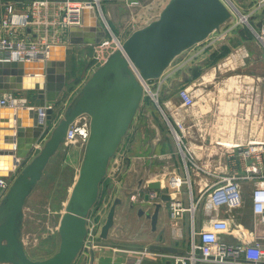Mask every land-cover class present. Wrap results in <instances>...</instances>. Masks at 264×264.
I'll return each mask as SVG.
<instances>
[{"label": "water", "instance_id": "95a60500", "mask_svg": "<svg viewBox=\"0 0 264 264\" xmlns=\"http://www.w3.org/2000/svg\"><path fill=\"white\" fill-rule=\"evenodd\" d=\"M230 17V10L220 0H170L155 20L133 31L123 41L121 50L112 53L92 72L54 126L52 108L46 109L43 123H39L34 109L46 104L55 106L58 102L66 85V47L51 46L45 62H0V95L8 91L35 92L33 108H0V115L5 116L0 117L4 122L0 131L4 134L0 142V181L10 182L0 202V264H73L83 247L87 217L98 201L109 161L144 95L131 66L141 79L158 80L179 54L206 40ZM104 37L105 32L93 12L85 10L81 26L68 29L67 43L92 46ZM83 114L90 119L89 138L68 207L59 220L58 249L45 260L34 262L19 239L23 207L50 159L64 144L68 127ZM25 115L29 116L28 125L21 123ZM49 127L52 128L41 149L22 165ZM148 188L150 192L159 191L161 185L155 182ZM169 200V195L160 193L159 200L152 202V211L138 210L139 217L149 219L151 231H156L162 203ZM146 201H150L149 194L145 195ZM120 203L116 198L110 205L99 230L100 239L107 238ZM148 251L184 253L175 247L157 244L150 245Z\"/></svg>", "mask_w": 264, "mask_h": 264}, {"label": "crops", "instance_id": "0c3cea01", "mask_svg": "<svg viewBox=\"0 0 264 264\" xmlns=\"http://www.w3.org/2000/svg\"><path fill=\"white\" fill-rule=\"evenodd\" d=\"M1 15L2 8L0 7V18ZM235 30L237 29L235 28L233 32L231 31L230 36L227 35L223 41L212 42L208 37L203 42L182 52L172 61L164 75L158 80H153L152 83L154 86L156 85L161 88L166 81H171L173 83L174 80L180 76L182 79V74L187 71V78L185 81H187L188 90L193 95L196 91H202L204 93L203 96H200L202 98L194 95L196 104L192 109L186 112L179 108L180 102L176 94L175 99H167L164 97L159 99V102L164 108L163 113L167 115V117L169 116L171 121L179 120L184 124L186 133L185 140L190 146V149L194 152L197 164L204 171L209 173L236 171L240 174H245V164L238 160L235 155L232 159L228 157L229 153L232 151V145L239 144L241 145L240 149H244L248 145L264 142V124H262L264 123V99H258L257 86L252 85V81L255 77L240 78L241 82H239L238 75L234 76V74L238 73L239 57L242 58V56H247V53L243 54L241 49H238V46H229L231 39L228 38L231 36H238ZM217 32L219 31L213 34L216 35L218 34ZM1 34L2 32L0 31V37ZM197 45L200 46L195 47ZM222 47L228 48V53L221 58L222 60L218 63L216 62V64H212L209 69H204L202 74L190 81L192 78L189 71L191 68L189 66L192 64L197 67V63L191 62L198 60L196 58L201 56V54L209 55V60L211 55L220 52ZM90 49L91 46L82 45H71L70 48L66 47L65 49L66 85L56 103L61 106L59 107L61 110L63 109L62 107H64L62 110L63 112L79 94H77V88L73 87L76 81L70 82L67 80L69 66L70 69L74 68L73 62L69 65V59L72 61V55L74 58L77 54L78 57H82L81 59L84 60L87 58ZM262 52H264V50H262ZM185 53L186 55L184 56L183 54ZM218 66H220V69H217ZM230 72H233L232 75L230 74L231 76L224 77L223 74ZM90 75L86 77V80ZM244 83L250 85H244ZM240 90H242V92H240ZM11 92H14L17 96L25 97L29 104L34 106V91ZM73 93L77 95H75L72 100L70 97ZM69 100L71 102H68ZM54 108H56V105ZM61 110L59 114H57L56 109H54L52 126L55 124L57 118L59 120L62 117ZM149 113L151 114L149 111L143 113L144 117L147 118V116L150 115ZM0 117L5 116L0 115ZM21 118L22 125H28L27 121H29V116L25 115ZM134 118L126 134L122 138L118 149L110 159L106 176L102 181V183L104 181L107 183L106 199L108 200L112 196L113 199L117 198L121 201L115 209L113 226L109 230L105 240L99 238L100 226L92 250H82L73 264H171L162 253L150 252L148 251V247L157 244L175 247L183 252L187 250L190 229L189 215L184 213L183 217L177 222L171 221L169 209L170 200L169 202L162 203V207L158 214L156 231H151L149 219H146L144 216H138L139 209L153 210L152 201H158L160 193H165L170 196V199H177L184 205L187 204L188 190L186 186H182L179 190H176L171 185L173 176H183L180 165L174 167V164L171 162L174 153L173 150H166V148L163 147L161 142V140L164 139L162 135L163 131L153 126L150 119L146 120V127L141 125L143 120H141V122L139 121V125H132ZM3 123L4 122L0 119V131H3L1 127ZM51 128L52 127H49L47 131H50ZM3 140L4 134H0V142H3ZM75 145L73 146L76 148ZM62 146L65 148V151L70 148V146H64V144ZM79 149L77 153L79 154L77 173L84 152V148L80 147ZM31 154L32 155L22 162V165L30 161L34 152ZM152 158H158L159 161L153 163L154 159ZM167 159H170V162L167 163L163 161ZM160 161L162 164H158ZM164 164H171L173 166V169L170 167L169 177L168 175L166 176V172L161 175L156 174V172L160 170L159 167L163 168ZM153 167L155 168L154 172ZM191 178V191L193 196L198 198L202 195L195 214V224L197 227L200 228L203 223H207L211 219L227 217L228 214L222 209H214L212 207L207 198V193H205L206 188L215 180L203 171H197L195 169L192 171ZM155 182L160 183L161 188L159 191L150 192L148 185ZM4 183H7L9 187L10 182ZM102 183L99 189V195L101 193V196L102 190L104 189ZM244 185L245 184H243V186ZM6 191L3 192V189L0 187V202ZM152 192H154L157 198L145 202V195L151 194ZM132 196H134L133 200ZM97 208L98 207H94L88 216V220L93 224L101 223L100 221H102V214L105 209L104 206L98 210ZM229 216L234 217V220L238 223V211H232ZM250 219L251 213L247 221L248 223L246 224L248 227L251 226ZM157 238L159 239L158 241ZM222 239L227 243L234 244L238 241L236 238L229 235H222ZM28 257L30 258V256ZM30 259L32 260L33 258Z\"/></svg>", "mask_w": 264, "mask_h": 264}, {"label": "built area", "instance_id": "2783aa9c", "mask_svg": "<svg viewBox=\"0 0 264 264\" xmlns=\"http://www.w3.org/2000/svg\"><path fill=\"white\" fill-rule=\"evenodd\" d=\"M112 1L122 3L130 9L141 6V0H0L2 8L0 62H45L49 48L67 43L68 29L81 26L83 13L89 10L93 12L105 32V37L98 44L91 46L90 60L97 66H101L112 53L121 50L124 41L114 35L103 14L102 3ZM220 1L230 10L231 16L237 12L233 9L235 0ZM257 5H264V0H258ZM239 17V21L252 32L255 44L264 50V18L261 19L259 26L254 28L246 17L243 15ZM230 20L231 17L224 23L225 29L221 30L224 24L219 28L218 34L211 38L212 42L223 41L235 29V24H232ZM217 69H220V66ZM131 70L141 85L143 94L147 92L162 113L178 149L183 177L173 176L171 185L176 190L182 186H186L188 190L187 204L184 205L177 199H170L169 204L171 221L177 222L184 213L189 215L187 250L183 254L162 253V255L171 264H264V142L248 145L244 149H240L239 144L232 145V151L228 157L232 159L235 155L242 161L245 164V174L236 171L220 173L204 171L195 162L194 152L185 140L184 124L179 120L171 121L163 113L157 93L152 92L153 81L141 79L132 66ZM176 96L180 102L179 108L184 112L189 111L196 104L195 96L187 87L179 89ZM0 107L33 108L25 97L17 96L11 91L1 95ZM48 108L54 110V106L50 104L34 109L38 113L39 123L44 122L45 111ZM89 125L90 119L87 115L77 117L67 129L64 145L77 144L84 148L89 138ZM49 132L45 131L43 137L35 144L33 152L41 149ZM194 169L203 171L215 180L206 188L205 193L214 209H222L228 214L225 218L211 219L203 223L200 228L195 224V214L202 195L196 198L191 191V174ZM243 184L251 185L249 193L251 226L249 227L242 225L239 221L237 223L234 217L229 216L232 211L237 212L243 207ZM0 187L4 192L8 189V184L0 181ZM149 198L154 200L157 197L152 192ZM133 199L134 196H132ZM100 226V223H91L87 217V233L81 252L92 250ZM222 235L232 236L238 241L235 244L227 243L222 239Z\"/></svg>", "mask_w": 264, "mask_h": 264}, {"label": "rangeland", "instance_id": "374dc122", "mask_svg": "<svg viewBox=\"0 0 264 264\" xmlns=\"http://www.w3.org/2000/svg\"><path fill=\"white\" fill-rule=\"evenodd\" d=\"M169 1L170 0H141V6L136 9L126 8L124 4L113 1L102 3L101 7L104 17L107 20V23L109 24L114 35L118 36L121 40H125L133 32L134 29H137L141 26H144L148 22L155 20L161 10ZM257 2L258 0H238L234 2L238 13L234 12L232 14L230 22L232 24H235V28L238 30V36H231L228 39H231L229 46H238V49H241V52L243 54L247 53V56H242V58L239 57L237 71L238 73L234 74V76L238 75L239 82H241L240 78L255 77L252 81V85L257 86L258 99L261 100L264 99V52H262L258 45L255 44V39L249 28L244 23H241L239 21V16L243 15L248 19L250 23L253 22L254 24H257L260 21L261 17H264V5L258 6ZM225 27L226 25L224 24L221 27V30L225 29ZM214 35L215 34H212V36H210L209 38H213ZM228 36H230V34ZM199 46L200 45H197L195 47ZM67 47L70 48L71 45L68 44ZM186 53L183 55L185 56ZM91 54L92 48L87 54V58H85L84 60L81 59L82 57H78L77 54L74 58L72 55V61L69 59V65H71L73 62L74 68L70 69L69 66L67 80H69L70 82L76 81L73 87L77 88V94L79 93L80 88L86 80V77L90 75L93 70L99 67L90 60ZM208 57L209 55L207 54H201V56H198L196 58L198 60L191 62L197 63V67L192 64H190L189 67L191 68V70L200 68L202 74L204 69L207 70L210 68V66H212V64H216V62L211 63V58L208 60ZM220 60H218L217 63ZM186 73L187 71L182 74V79L181 76L177 77L173 83L171 81H166V83L163 84L161 88L157 87L156 85L151 86L152 92L157 93L158 99L164 97H166L167 99H175L176 92L181 88L187 87V81H185L187 78ZM232 73L233 72L223 75L224 77H228L231 76ZM192 80L193 78L190 81ZM244 85L250 84L244 83ZM240 92H242V90H240ZM202 93V91H196L194 95L196 97H200L204 95V93ZM75 95L73 93L70 99L73 100ZM68 102L71 101L69 100ZM59 107L61 106L57 104L56 108H54L56 109L57 114H59L61 110V108ZM160 107L162 110H164L161 104ZM62 108L64 109V107ZM62 110L61 116L63 112ZM148 111L151 112V114L149 113L150 115L145 118L143 113H146ZM149 119L151 120V124L153 126L163 131L162 135L164 139L161 140L163 147L166 148V150H173L174 153L171 162L174 164V167L180 165V170L182 171L183 176V169L178 149L174 143L172 135L168 130L166 121L162 116L160 110L151 100L150 95L146 92L144 93L143 98L140 102L132 125H139V121L141 122V120H145L144 122L142 121L141 125L146 127V120ZM57 120L58 118L55 120V124L58 122ZM73 145L70 146V148L72 149L68 148L69 151H65V148L61 146L58 152L54 154V156L50 159L41 180L36 185L32 193L28 196L24 204V219L21 226L19 239L23 244L24 251L28 256H30V258H33L32 261L34 262H41L45 260L46 258L52 256L58 249L59 237L57 233V226L59 224L62 213H64L66 211V208L68 207L71 191L75 183V179L78 176L77 166L79 154L77 153L80 150V147L79 145H75V148ZM38 151H35L33 156H35ZM152 159H154L153 163H155V161H159L158 158ZM163 161H166L168 163L170 162V159ZM160 162L158 164H162V162ZM171 164H164L163 168L159 167L160 170L157 171L156 174L161 175L166 172L167 176L169 174L170 167L171 169H173V166ZM154 170L155 168L153 167V172ZM102 184L104 189L102 190V196L97 208V210L99 208H102L103 206L105 208L104 213L102 214V221H100L101 225L103 224L108 209L114 200L112 196L110 199H106L107 183L104 181ZM250 190V184H245L243 186L244 204L243 207L238 211V221L245 226L248 223L247 221L250 215Z\"/></svg>", "mask_w": 264, "mask_h": 264}, {"label": "trees", "instance_id": "16d2710c", "mask_svg": "<svg viewBox=\"0 0 264 264\" xmlns=\"http://www.w3.org/2000/svg\"><path fill=\"white\" fill-rule=\"evenodd\" d=\"M262 18H264V17H261V19ZM261 19H260V21H261ZM260 21L257 24H254L253 22H251L250 24L254 28H257L259 26V24H260ZM237 33H238V30H237ZM227 53H228V48L227 47H222L221 50H220V52L214 53V54L211 55V63L217 62L218 60H220L221 58H223ZM190 74H191V78L195 79V78H197L201 74V69H199V68L198 69H192V70H190ZM100 197H101V193L99 195V198H98L99 200L97 201V204H96L95 207H98L99 202H100Z\"/></svg>", "mask_w": 264, "mask_h": 264}, {"label": "bare ground", "instance_id": "6f19581e", "mask_svg": "<svg viewBox=\"0 0 264 264\" xmlns=\"http://www.w3.org/2000/svg\"><path fill=\"white\" fill-rule=\"evenodd\" d=\"M140 29V28H139ZM68 43H63V45H60V46H64V47H67ZM59 46V45H58ZM243 55V54H242Z\"/></svg>", "mask_w": 264, "mask_h": 264}]
</instances>
